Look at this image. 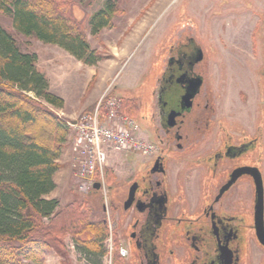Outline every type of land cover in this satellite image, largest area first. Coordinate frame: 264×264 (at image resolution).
Instances as JSON below:
<instances>
[{"label": "rangeland", "instance_id": "374dc122", "mask_svg": "<svg viewBox=\"0 0 264 264\" xmlns=\"http://www.w3.org/2000/svg\"><path fill=\"white\" fill-rule=\"evenodd\" d=\"M64 1L81 22L89 46L105 56L91 69L96 76L86 89L90 104L78 117L92 110L106 94L120 100V113L137 122L146 143L158 147L153 133L155 119L152 121L156 112L154 89L169 49L190 38L205 57L195 68L204 79L199 99L214 109V120L234 127L236 132L253 135L261 126L264 148V0H118L122 14L113 18L111 28L94 36L89 16L108 0ZM0 27L14 38L20 51H43L44 46L35 38L16 33L9 17L0 14ZM76 75L78 71H71V76ZM121 96L131 97L134 102L128 104ZM48 108L67 126L78 118L71 120L58 109ZM68 127L61 149L63 156L57 162L61 169L54 174L56 188L47 198L58 201V210L74 203L91 222H106L108 236L100 246L105 254L97 257L86 253L81 243L66 236L58 242L50 241L44 264H108L110 235V264L115 262L116 248L118 253L119 248L124 251L116 264H137L120 238L123 224L119 204L122 186L131 182L135 162L143 159L134 158L136 153H109L102 189L94 190L90 183H98L99 177L79 176ZM262 154L264 157V150ZM261 169L264 173V164Z\"/></svg>", "mask_w": 264, "mask_h": 264}, {"label": "flooded vegetation", "instance_id": "af4514ba", "mask_svg": "<svg viewBox=\"0 0 264 264\" xmlns=\"http://www.w3.org/2000/svg\"><path fill=\"white\" fill-rule=\"evenodd\" d=\"M198 50L185 38L168 51L154 89L159 146L152 143L147 158L134 154L143 161L121 188L120 238L137 264H264L255 180L243 172L255 168L260 177L264 230L263 129L252 135L214 120V109L199 99L204 79L195 68L205 57L195 63ZM196 77L199 91L183 108Z\"/></svg>", "mask_w": 264, "mask_h": 264}, {"label": "trees", "instance_id": "16d2710c", "mask_svg": "<svg viewBox=\"0 0 264 264\" xmlns=\"http://www.w3.org/2000/svg\"><path fill=\"white\" fill-rule=\"evenodd\" d=\"M117 3L108 0L89 16L93 36L122 14ZM69 6L64 0H0V14L19 35L95 67L105 56L89 46ZM46 105L61 109L63 100L49 91L36 55L20 51L0 27V264H44L50 241L66 236L86 253L105 254L100 246L108 236L106 222H91L74 203L58 210V201L47 198L56 188L53 175L69 127ZM114 252L116 264L121 256L117 248Z\"/></svg>", "mask_w": 264, "mask_h": 264}, {"label": "built area", "instance_id": "2783aa9c", "mask_svg": "<svg viewBox=\"0 0 264 264\" xmlns=\"http://www.w3.org/2000/svg\"><path fill=\"white\" fill-rule=\"evenodd\" d=\"M104 95L92 110L81 114L75 123L71 125L68 123L71 128V152L77 156L78 174L84 178L99 177L98 183L101 189L109 153L148 155L153 151V145H149L143 139L137 122L120 113V100ZM90 184L93 186L94 181ZM107 242L110 256L108 264H110L111 235ZM119 255L124 257V251L121 248H119Z\"/></svg>", "mask_w": 264, "mask_h": 264}, {"label": "crops", "instance_id": "0c3cea01", "mask_svg": "<svg viewBox=\"0 0 264 264\" xmlns=\"http://www.w3.org/2000/svg\"><path fill=\"white\" fill-rule=\"evenodd\" d=\"M42 45L43 51L34 53L37 57V68L46 76L49 91L63 100V106L58 111L63 112L71 120H75L80 112L89 107L90 101L86 97V89L96 74L91 70L92 67L82 65L62 49ZM71 71H78L77 77L71 76ZM62 156L61 152L57 162ZM53 181L55 183L54 175ZM68 186L70 188V183Z\"/></svg>", "mask_w": 264, "mask_h": 264}, {"label": "water", "instance_id": "95a60500", "mask_svg": "<svg viewBox=\"0 0 264 264\" xmlns=\"http://www.w3.org/2000/svg\"><path fill=\"white\" fill-rule=\"evenodd\" d=\"M202 59V52L201 50H198V55L195 60L196 62H199ZM201 86V79L199 77H196L189 83L188 91L186 94L182 97V106L183 108L188 109L189 107V102L192 101L194 96L198 93L199 88ZM243 172H250L255 180V189H256V213H255V218H256V237L258 242L264 246V230L262 227V209H263V196H262V188L260 184V177L258 176L257 170L255 168L252 169H247L244 170ZM234 178V177H233ZM94 190H99L100 189V184L95 183L93 185ZM132 201V188L129 193V198L125 203V209L131 204Z\"/></svg>", "mask_w": 264, "mask_h": 264}]
</instances>
